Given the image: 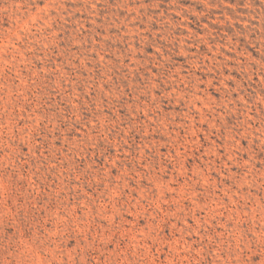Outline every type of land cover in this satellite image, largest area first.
I'll return each mask as SVG.
<instances>
[{
	"label": "rangeland",
	"instance_id": "1",
	"mask_svg": "<svg viewBox=\"0 0 264 264\" xmlns=\"http://www.w3.org/2000/svg\"><path fill=\"white\" fill-rule=\"evenodd\" d=\"M0 264H264V0H0Z\"/></svg>",
	"mask_w": 264,
	"mask_h": 264
}]
</instances>
